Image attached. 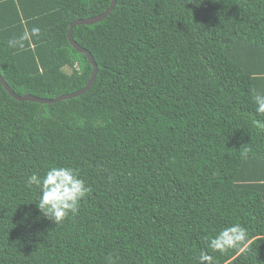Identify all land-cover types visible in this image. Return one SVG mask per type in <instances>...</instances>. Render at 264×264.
<instances>
[{"label": "trees", "instance_id": "trees-1", "mask_svg": "<svg viewBox=\"0 0 264 264\" xmlns=\"http://www.w3.org/2000/svg\"><path fill=\"white\" fill-rule=\"evenodd\" d=\"M112 0H0L20 95L86 88L70 26ZM84 94L0 83V264H264V0H117L76 26Z\"/></svg>", "mask_w": 264, "mask_h": 264}, {"label": "water", "instance_id": "water-1", "mask_svg": "<svg viewBox=\"0 0 264 264\" xmlns=\"http://www.w3.org/2000/svg\"><path fill=\"white\" fill-rule=\"evenodd\" d=\"M117 5V0H112V4L110 5V7L107 9V11L105 13H103L102 15H99L97 17H93V18H88V19H79L77 21H75L69 29L68 32V38L70 43L73 45V47L80 53H83L85 55H87L90 63L93 65V74L92 77L90 79V81L88 82L86 88L78 91V92H74L72 94H68V95H64V96H60L57 97L55 99H42V98H38L36 96H32V95H24V96H20L18 94H16L13 89L8 85V83L5 81V79L3 78V76L0 73V83L4 86V88L7 90V92L16 100L18 101H30V102H38L41 104H55V103H59L61 101L64 100H69L72 99L74 97H78L82 94H84L86 91H88L90 89V87L92 86V84L94 83V80L96 78V75L98 73V66L94 61V58L92 56V54L86 50L84 47H82L81 45H79L73 37V31L74 28L76 26H84V25H92V24H96L98 22H101L103 20H105L110 14L111 12L114 10V8Z\"/></svg>", "mask_w": 264, "mask_h": 264}]
</instances>
